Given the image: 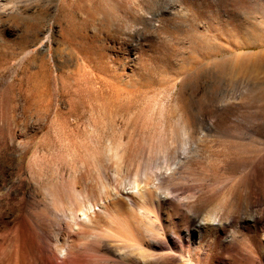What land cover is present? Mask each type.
I'll return each instance as SVG.
<instances>
[{"label": "rangeland", "instance_id": "374dc122", "mask_svg": "<svg viewBox=\"0 0 264 264\" xmlns=\"http://www.w3.org/2000/svg\"><path fill=\"white\" fill-rule=\"evenodd\" d=\"M261 161L264 0H0V264L20 240L53 245L50 195L72 189L96 207L115 195L138 223L130 237L98 216L81 240L93 254L210 264L232 237L235 258L264 264V215L231 208L242 178L264 196ZM144 174L156 205L132 194ZM16 209L29 221L2 229ZM210 212L227 225L208 257L193 227Z\"/></svg>", "mask_w": 264, "mask_h": 264}, {"label": "bare ground", "instance_id": "6f19581e", "mask_svg": "<svg viewBox=\"0 0 264 264\" xmlns=\"http://www.w3.org/2000/svg\"><path fill=\"white\" fill-rule=\"evenodd\" d=\"M2 10H3V8H2ZM187 133H188V131H187ZM189 133H190V130H189ZM186 135H188V134H186ZM257 162L254 164H257ZM260 163H263V162L262 161L259 162V165L257 164L259 167L255 168V169H258L256 171V173H257L256 178L259 181H261L263 189H264V166H263V164H260ZM254 174H255V172H254ZM253 177L255 178L254 175H253ZM242 179H244V180L241 181V179H240V181H238L235 184L236 185L235 188L238 187V189H239L238 190L239 196L234 197L233 201L231 200L232 198L230 199L232 201L231 202L232 203L231 208L236 207V209H237L239 203L242 202L243 203L242 205H244V209L248 210L252 213L251 214L250 212H248L251 215L249 217L247 215L246 218H244V219H248L250 221H254V220L256 221L257 220L256 222H258V220L261 218V216L264 215V212L261 211V208L264 207V196L259 197L257 194L254 193L255 188L253 187L254 185L252 186L253 178H246V179L242 178ZM148 180H149V178L145 174H144V181L142 183L140 181H138L137 179H135L133 181V187H131L133 190L132 194L134 197H136V199L141 204L146 203V196L149 195V200H150L151 204L156 205V204L160 203V191H159L160 188L159 187H156V188L152 187V190L150 188H147V186H150V183H149V185L147 183ZM262 186H260V187H262ZM46 189H47V187H46ZM235 191H236V189H235ZM59 193L61 194V192H59ZM236 193H237V191H236ZM50 194L51 193H49V195ZM52 194L50 195L51 199L49 198V196L47 197L48 199L52 200V202H50V204L52 203L51 204L52 205L51 206L52 207L51 220H52V216H53L54 220H56V222H58L57 223V231H56V235L54 238L55 242L53 243V245H50L49 243H46V242H42L41 241L42 239H41V240H37V242L34 241L36 243L35 245L31 244V247L28 245H27L28 247L27 246L25 247L23 245V241L20 240L18 245H17V243L15 245L13 244L14 249L10 253V255L6 259H4L5 260L4 264H59V263L60 264L61 263L62 264H123V263H121V261L123 260L122 258H124V260H125V255L123 253H122L123 255L122 254L118 255V256H120V258L122 257L121 261H119L118 259L117 260H112L111 258L109 259L108 256L105 255V253L104 254L101 253V255H103V256H100V254L99 255L93 254L91 252L92 250L90 251V249H89L90 248L89 247L90 246V243H89L90 239H87V238L91 237L90 233H92L91 231L94 229L93 227L95 225V220L98 216H101V215L103 217H106L107 219L108 218L113 219L114 224L116 226V229L122 231L123 233L130 234V237L134 236L135 230L138 226L137 225L138 223L135 220V218L133 217V214H132L133 211H131V208H129L128 204L126 205V203L123 202L119 198H114L115 197V195H114L112 198H110V196L107 199L105 198L106 200L104 202H101L96 207L95 204L86 202V200L81 201V199L78 197V195L74 191V189L69 190V191L65 190L64 192H62L60 199L57 197L58 193H56V195L54 194L55 197H57L56 201H55V199H52V197H54V196H52ZM60 194H59V197H60ZM230 196H232V195H230ZM230 196H229V198H230ZM174 209H175L174 210V216H177L178 215V208H174ZM17 211H20V210L16 209V212ZM24 214L21 211L19 213H16V214L13 211L7 212L5 215L4 222L2 221L3 222L2 224H4V226H6V227H4L2 229L8 228V232H11L10 231L11 229L16 230L15 223L18 219H21V218H22V220H24L23 218H25L26 219L25 221L28 222L30 217L29 216L26 217L25 216L26 214L25 215ZM46 216H47V214H46ZM189 216H186V215L180 216L181 217V220L179 223L180 227H183L185 225V223H189L192 220L196 221L197 220L196 217L198 215L197 216L193 215V217H192V215L190 217ZM10 217H11V219H9ZM43 217H44V215H43ZM47 217H50V216H47ZM49 219L50 218H48V219L46 218L47 222L49 221ZM54 220H53V222L55 223ZM108 220H110V219H108ZM49 223H51V222L49 221ZM52 223H51V225H52ZM29 224H30V227H32V222H29ZM224 225H225V220H222L221 217H219L215 213L210 212V214H208L207 216L206 215H205V217L202 216V219H201V221H199L198 225L196 224L195 225L196 227L195 226L193 227V229L198 232V237L196 239V245L208 257L210 256V253H211L210 250L213 249V247L215 246L216 243L214 240L205 239V236L206 235L208 236L212 231L218 230V229L221 230L223 233H225L224 227L227 224L225 226ZM171 227H178V224H171ZM183 228L185 230L184 233L186 234L187 240H188V238L192 239L190 230L186 226H184ZM107 229L108 228H106V230ZM31 230H33L35 232L34 235L37 233L38 234L40 233V232H37L36 229H34V228H31ZM110 232H111V230H110ZM136 232H138V231H136ZM112 233L114 234V232H112ZM17 234H18V232H17ZM5 236H7V234ZM10 236L12 237V235H10ZM83 236L84 237L87 236L84 239H87L89 242L87 240H85L86 243L85 242L81 243ZM17 238H18V236H17ZM21 238H23V237H21ZM5 239H6V237H5ZM180 240H183V239H180ZM192 240L194 241V239H192ZM232 240H233L232 237H230L228 240H226V239H219L218 240L217 245L219 248H218L217 252L215 253L216 254L215 257L211 260L210 264H249V263H247L246 260L244 261L242 259H237V258H235V256L233 254H231ZM6 241H7V239H6ZM8 241H9V239H8ZM193 241H192V244H193ZM109 243H110V241H109ZM167 243H170V245H168L169 246L168 250L170 251L171 250L170 247L172 246V241L168 240ZM7 244H8V242H7ZM5 245H6V243H5ZM125 246L126 247L128 246L127 248H134V245H132L131 243L127 244ZM57 248L59 249L61 256H58L56 254L55 251ZM73 249H75V250H73ZM95 252L99 253V251H97V250ZM127 252H129V251H127ZM166 257H170V255L168 254ZM58 259H60L59 263L57 262ZM136 260H138V259L136 258ZM138 262L140 264H147L144 259L143 260L139 259V261H135V263H138ZM124 263H125V261H124Z\"/></svg>", "mask_w": 264, "mask_h": 264}]
</instances>
